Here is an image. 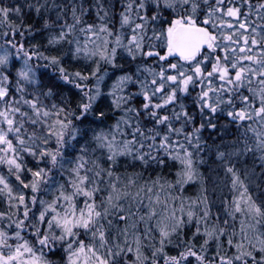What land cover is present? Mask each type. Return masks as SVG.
Wrapping results in <instances>:
<instances>
[{"label":"snow or ice","instance_id":"snow-or-ice-1","mask_svg":"<svg viewBox=\"0 0 264 264\" xmlns=\"http://www.w3.org/2000/svg\"><path fill=\"white\" fill-rule=\"evenodd\" d=\"M0 264H264V0H0Z\"/></svg>","mask_w":264,"mask_h":264}]
</instances>
